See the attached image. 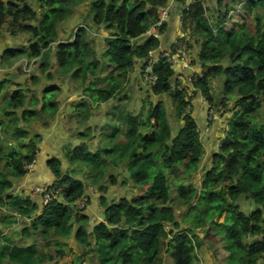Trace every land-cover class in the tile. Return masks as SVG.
I'll return each instance as SVG.
<instances>
[{
	"label": "clouds",
	"instance_id": "9594fccd",
	"mask_svg": "<svg viewBox=\"0 0 264 264\" xmlns=\"http://www.w3.org/2000/svg\"><path fill=\"white\" fill-rule=\"evenodd\" d=\"M0 264H264V0H0Z\"/></svg>",
	"mask_w": 264,
	"mask_h": 264
},
{
	"label": "trees",
	"instance_id": "16d2710c",
	"mask_svg": "<svg viewBox=\"0 0 264 264\" xmlns=\"http://www.w3.org/2000/svg\"><path fill=\"white\" fill-rule=\"evenodd\" d=\"M153 226L155 227L156 225L154 224Z\"/></svg>",
	"mask_w": 264,
	"mask_h": 264
}]
</instances>
